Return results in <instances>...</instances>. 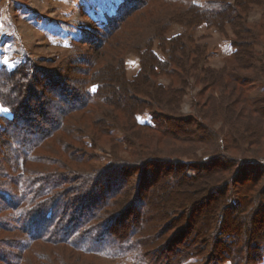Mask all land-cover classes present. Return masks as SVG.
I'll use <instances>...</instances> for the list:
<instances>
[{"label":"trees","instance_id":"trees-1","mask_svg":"<svg viewBox=\"0 0 264 264\" xmlns=\"http://www.w3.org/2000/svg\"><path fill=\"white\" fill-rule=\"evenodd\" d=\"M252 3L264 6V0H123L100 38L91 41L93 54L63 58L33 74L19 67L0 77V102L13 112L0 127V264L264 260V213L258 218L264 153L249 154L245 128L240 134L229 127L223 134L210 122L219 113L227 119L243 91L264 89V21L255 27L247 22ZM174 24L183 31L169 36ZM203 24L231 42L222 69L203 64L207 44L194 39ZM128 52L139 58L133 76L127 74ZM200 75L194 114H181L190 79ZM224 88L239 91L227 92L222 101ZM245 98L253 107L264 104V95ZM145 111L149 123L139 120ZM82 124H103L112 146L129 156L115 151L107 165H94L91 150L103 138ZM207 144L211 160L201 162L206 154L197 152ZM200 188L209 198L194 217L188 241L187 212L205 199L194 198ZM168 190L170 201L162 202ZM244 220L262 223L257 234L239 230Z\"/></svg>","mask_w":264,"mask_h":264},{"label":"rangeland","instance_id":"rangeland-1","mask_svg":"<svg viewBox=\"0 0 264 264\" xmlns=\"http://www.w3.org/2000/svg\"><path fill=\"white\" fill-rule=\"evenodd\" d=\"M207 1L209 0H196L199 4H204ZM122 3L123 0H0V77L5 73H14L19 67L26 66L28 70L31 71L29 74H33L37 68H54L63 58L76 57L73 59L80 58L82 60L84 59L82 55L84 52L88 55L93 54L91 51H88L91 44H94L91 41H96L100 38V34L105 30L108 21H110L109 18L116 16L122 7ZM263 21L264 6L252 3L249 15L247 16V22L255 27L258 24H262ZM143 28L148 29L146 23ZM227 30L229 35L231 34L230 36H232L229 27ZM182 31L183 28L180 25L174 24L170 27L167 34L171 36ZM194 39L200 44H207L208 59L207 62L203 63L205 66H211L215 69H222L227 66L230 54L233 50L227 36L216 30V28L207 27L203 24L196 28ZM156 51L163 56V53L158 47ZM126 61L127 74L129 76L135 75L139 68L138 56L134 52H128ZM80 64L81 63H78L76 66ZM244 66H246V64H244ZM31 68H34V71H32ZM229 68L231 69V66ZM236 71L239 74H251L237 69ZM38 76L40 79L43 78L45 82L46 77L44 78L41 74H38ZM162 80L164 82L169 81L165 78H162ZM201 80V75L198 78L192 77L190 79L191 85L188 87L187 93L184 96L180 109L181 114L187 116L194 114L195 107L192 97L199 94L202 88ZM229 80L228 86L233 83H230L231 80ZM237 91L239 90L237 89ZM237 91L232 93L231 88H224L221 100H225L224 98L228 93L231 92V94L234 95L237 94ZM246 95L249 99H253L254 97L264 95V89L255 87L251 89L250 92L243 91L240 101L237 100L233 105L234 108L232 109L235 111L229 109L227 113V115H229L227 119L232 113H236V115H232L229 118L230 123L227 122V119H222L219 116L220 113L214 118V121L212 120L210 122H212L214 129L219 130L223 134H225V129L229 127L238 128L240 131L238 133L240 134L246 129L249 139L251 138L249 141V154L255 156L259 153H264V107H261L264 106V104L257 107L251 106L250 103H248V99L245 98ZM0 105L3 104L0 102ZM3 107L8 109V111H0V127L2 126V128L4 124H6L4 119H9L13 116V112L10 108L5 105H3ZM45 107L48 108V105L45 104ZM241 108L242 110L240 111L239 109ZM218 109L222 110V105H220ZM52 113L56 115L57 110ZM139 120L142 123H149L151 121V116L148 111L140 115ZM80 124L77 125L81 126ZM82 125L88 129L90 127L89 131L92 135L103 138L98 142L93 139L94 142H97L95 148L91 150V156L94 158L92 163L94 165L101 167L107 165L112 160L115 151L121 156H129L128 151H118L119 149L112 146L110 141L111 136L107 135L106 127H103V124H88V127L85 124ZM98 125H100V128H98ZM98 134L104 135L105 137L97 136ZM112 135L120 140L123 136L122 133L116 129L112 130ZM189 144L190 143L187 142V147L190 146ZM211 148L212 147L208 145V147L197 152L199 155L200 153L206 154L202 157L201 162L211 157L207 155L209 154L208 150H211ZM183 160L191 161L192 159L183 157ZM248 175H250L249 177L252 176V174ZM196 187L199 189L200 186L196 185ZM163 193H161L163 196L162 202H165L166 199L170 201L169 198H171V193L169 190L167 194L166 192ZM201 195H203L205 199H201L202 201L200 200V202H194L193 206L191 204L188 208L187 214H189L190 218L188 217L187 226H185L186 228L184 227L187 240L191 238V230L195 229L194 217L201 214V209L206 207L208 202V191H206L205 188H200L199 191L197 190V193L195 192V200L198 199L196 197ZM262 198H264V192ZM157 202L160 203V199ZM263 213L264 206L263 208H259L258 218H260ZM261 224L262 223L258 221L252 222L250 220H244L239 230L243 231L244 229H248L250 233L252 232L251 235H255L258 232L256 227ZM19 230L22 232L21 229ZM223 230H225V228ZM9 233L11 232L7 234ZM222 237L225 238L227 236ZM224 238L222 239L224 240ZM200 260L201 257L192 258L185 264H198ZM260 264H264V260Z\"/></svg>","mask_w":264,"mask_h":264},{"label":"snow or ice","instance_id":"snow-or-ice-1","mask_svg":"<svg viewBox=\"0 0 264 264\" xmlns=\"http://www.w3.org/2000/svg\"><path fill=\"white\" fill-rule=\"evenodd\" d=\"M0 111L7 112L8 109L4 108L3 105H0Z\"/></svg>","mask_w":264,"mask_h":264}]
</instances>
